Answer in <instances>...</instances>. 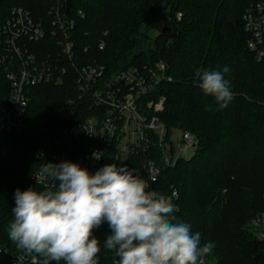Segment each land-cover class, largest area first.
Masks as SVG:
<instances>
[{
	"label": "trees",
	"instance_id": "16d2710c",
	"mask_svg": "<svg viewBox=\"0 0 264 264\" xmlns=\"http://www.w3.org/2000/svg\"><path fill=\"white\" fill-rule=\"evenodd\" d=\"M258 1L71 0L81 65L97 62L114 72L166 64V78L153 90L155 100H163L161 120L169 130L190 131L199 145L192 157L162 167L161 183L167 193L178 191L172 203L176 221L189 224L192 234L199 232L201 246L215 245L217 264H264V240L246 227L264 212V62L249 48L243 20ZM14 6L36 18L48 8L46 0H0V15ZM152 32L157 35L151 37ZM225 67L230 71L223 73ZM205 71L221 72L229 81L233 98L227 107L221 109L201 89ZM75 75L70 67L64 83L32 88L27 128L21 132L2 128L10 90L0 78V250L10 242L16 190L44 188L32 180L43 164L37 150L61 151L69 144L64 128L76 118L62 106L77 95ZM111 164L144 179L140 156Z\"/></svg>",
	"mask_w": 264,
	"mask_h": 264
},
{
	"label": "built area",
	"instance_id": "2783aa9c",
	"mask_svg": "<svg viewBox=\"0 0 264 264\" xmlns=\"http://www.w3.org/2000/svg\"><path fill=\"white\" fill-rule=\"evenodd\" d=\"M46 2L44 17L36 18L22 6H14L7 16L0 15V78L8 83L10 90L2 128L16 132L26 129L32 88L64 83L72 67L77 95L62 106V110L71 111L76 118L64 128L69 144L61 151L39 148L37 158L43 164L75 163L95 175L111 161L122 165L130 157L140 156L149 190L170 198L173 203L179 193L176 189L164 191L161 169L174 165L180 158H189L199 142L190 131L169 130L161 120L163 100H155L153 90L166 78V64L159 62L155 69L131 66L114 72L97 62L81 65L76 59L74 20L66 12V0ZM243 20L249 48L258 61L264 62V0L251 4ZM99 46L103 49L105 41ZM175 132L177 137L173 136ZM94 153H98V159H94ZM39 169L32 174V180L44 187L46 181L39 176ZM52 183L49 178L47 184ZM55 183L58 185L60 181ZM102 225L92 233L100 241L97 262L118 264L115 250H108L104 242L112 230L107 221ZM248 230L264 240V212L250 220ZM0 251L2 264H38L41 259L37 254L19 249L11 240ZM217 263L212 253L198 261V264Z\"/></svg>",
	"mask_w": 264,
	"mask_h": 264
},
{
	"label": "clouds",
	"instance_id": "9594fccd",
	"mask_svg": "<svg viewBox=\"0 0 264 264\" xmlns=\"http://www.w3.org/2000/svg\"><path fill=\"white\" fill-rule=\"evenodd\" d=\"M223 73L205 71L200 77L201 89L221 109L233 98ZM38 174L46 181L43 190H16L8 236L19 249L43 257V264H98L100 241L92 233L105 221L112 230L105 247L115 250L118 264H198L215 246H201V234L176 221L170 198L149 190L126 166L106 165L90 175L75 163H46Z\"/></svg>",
	"mask_w": 264,
	"mask_h": 264
},
{
	"label": "rangeland",
	"instance_id": "374dc122",
	"mask_svg": "<svg viewBox=\"0 0 264 264\" xmlns=\"http://www.w3.org/2000/svg\"><path fill=\"white\" fill-rule=\"evenodd\" d=\"M150 35H151V37H155V36L157 35V33H156V32H152ZM173 136H174V137H177V133L175 132ZM198 145H199V144H198ZM174 147H176V148L178 147L177 144H176V141L174 142ZM176 153H178V151H176ZM193 154H194V153H193ZM193 154L189 155V157H192ZM248 223H249V222H248ZM246 227H248V224H247ZM212 252H213V251H211V253H212Z\"/></svg>",
	"mask_w": 264,
	"mask_h": 264
},
{
	"label": "water",
	"instance_id": "95a60500",
	"mask_svg": "<svg viewBox=\"0 0 264 264\" xmlns=\"http://www.w3.org/2000/svg\"><path fill=\"white\" fill-rule=\"evenodd\" d=\"M70 9H71V0H66V12L70 14ZM73 27H76L75 22H73Z\"/></svg>",
	"mask_w": 264,
	"mask_h": 264
}]
</instances>
